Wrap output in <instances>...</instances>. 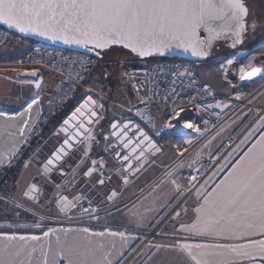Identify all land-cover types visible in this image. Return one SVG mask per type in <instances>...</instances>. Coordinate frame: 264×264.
<instances>
[{
    "label": "crops",
    "instance_id": "0c3cea01",
    "mask_svg": "<svg viewBox=\"0 0 264 264\" xmlns=\"http://www.w3.org/2000/svg\"><path fill=\"white\" fill-rule=\"evenodd\" d=\"M34 44V42L13 37L11 42L0 50V58L21 56ZM246 53V51L239 52L234 58L228 60V65L234 64L233 61L245 59L240 56L241 54L246 56ZM126 63L125 61L123 65V73L126 67L137 65L136 61L130 65ZM243 64L241 63V66ZM223 66L213 62L197 67L199 86L209 88V93L206 95L226 96L235 90L239 78L229 83L227 77L222 73ZM255 68L263 69L264 62ZM39 71L41 73V78L38 81L41 85L39 88L36 87V83L25 82L36 79L22 78L21 72L10 70L0 73V173L17 159L20 151L25 147L49 98V91H52L57 84V79L49 70ZM118 74L112 69L109 62L99 63L86 78L84 87L77 92L76 99H79L80 102L76 108L58 126L51 125L47 130V135L49 139L51 137V140L45 148L47 154L43 157L45 162L41 168L43 177L27 168L21 171L16 188L11 194L12 197L19 194L22 197V194L26 193L28 197L29 189L35 193L39 192L42 199H37L34 205L39 206L38 202L43 200L46 203L45 211H58L60 217L63 218L62 226L52 225L53 228L47 230L53 233L49 237H44L43 233L34 232L0 233V235H37L41 237L39 242H28L37 250L33 253V264H41V247L47 250L51 244L52 253L49 258L55 254L58 247L57 236L61 241L65 239V233L62 230L85 228L84 225L70 224L77 217L76 212L79 205L86 201L106 207L109 211L117 210V212L92 223L93 229L87 227L92 233L103 232V236H89L88 233L73 231L68 234L69 238L74 237L81 242L84 238L91 239L97 248L95 253L97 261H103L107 256L112 264H124L134 256L143 242L154 232L153 229L156 225L164 221L181 197V191L185 185V182L181 180V174L185 172L183 164L178 171L159 181L161 183L151 193L144 197L143 194L146 192V188L166 171L167 167L175 163L176 155L193 146L201 138L202 131L198 115L194 111H183L180 113L181 119L178 120L173 118L166 109L156 108L157 129L162 134L152 135L149 129L138 125L127 111V108L134 105L137 99L124 74L125 81L123 83L118 80ZM263 80H257L247 86L250 102L254 107H261L264 104V87L262 82H259ZM109 86H112L111 91L108 90ZM89 96L96 101V105H92L91 101H88ZM78 107L81 108V112L73 118V113ZM92 110L98 114L96 117L91 116ZM90 119L93 121L92 123H88ZM251 119V114L244 112L227 124L226 127L230 126L227 130L230 129L231 132L236 133L244 129ZM65 120H68L69 123L65 124ZM81 121L84 123L83 128L78 127ZM113 123L117 124L115 132L123 133L119 139L111 127ZM124 124H128L129 127L124 129ZM262 125L264 123L254 127L236 151L233 161L223 171H216L210 177L200 193L191 201L189 210L171 221L169 226H166L168 228L166 233L158 235L159 237L157 236L152 245L141 253L134 264H193L190 258L179 250L182 244L247 242L246 239L216 241L193 236L191 233L180 231V229L181 226L187 228L196 222L197 213L195 210L203 204L205 199L209 201L214 199L221 182L225 181V177L234 171L248 150L257 144L260 137L264 135V126ZM85 129L89 130L92 139H89V132H86ZM77 132L80 135H77ZM140 132H143L148 139L143 140L140 137ZM175 137L181 140L176 141ZM129 139V144L124 146L123 142ZM138 140L140 143L137 144ZM141 143L146 144L138 149V145ZM133 145H135V149L129 151ZM220 146L216 139L211 141L209 147L205 145V148L202 149H205L202 151L204 157L217 156L225 144L222 148ZM257 146L259 147V145ZM141 150H143L142 155L140 154ZM202 152L199 153V156L203 155ZM124 156H128V159L124 160ZM50 160L51 163H49ZM46 164L51 165V168L45 169ZM88 171H91V175L86 174ZM26 176L28 180L25 181ZM100 179L104 180L103 184L98 183ZM125 180L128 182L125 183ZM33 185H35L34 190ZM112 192H115L116 195L109 199ZM64 196L67 197V201H61L64 205L62 211L57 200ZM76 197H79L78 203ZM25 202L27 205L31 204L28 201ZM49 204H51L50 207ZM70 204H75V206L69 207ZM6 219L3 220L6 221ZM109 232L125 233L126 242L122 241L120 236L108 235ZM4 243V240H0V246ZM100 245H103V248H100ZM209 251L226 252L227 250ZM225 258L228 257H207L213 264ZM24 259L27 260V258ZM60 264H66V262L61 260ZM241 264H247V262L242 261Z\"/></svg>",
    "mask_w": 264,
    "mask_h": 264
},
{
    "label": "snow or ice",
    "instance_id": "6c2138e0",
    "mask_svg": "<svg viewBox=\"0 0 264 264\" xmlns=\"http://www.w3.org/2000/svg\"><path fill=\"white\" fill-rule=\"evenodd\" d=\"M248 14V9L242 0H0V25H5L9 29L18 30L20 33H31L90 51L106 50L113 45H120L140 57L153 54L164 55L173 49L190 51L193 56H205L208 54L206 49L211 47L212 41L209 39L205 42L200 39L201 29L210 34L215 32L217 37L222 32L229 33L235 37L234 47L243 42L242 36L247 27L245 18ZM225 19L227 23L218 28L216 22ZM252 27L254 30L255 22ZM245 68L251 69L246 76L243 75ZM239 71L242 79L255 76L257 69L253 59L248 58ZM124 74L127 75V73ZM27 75L35 77L36 80L25 82L36 83L37 88L41 86L38 82L40 78L35 71ZM172 83L175 84V81ZM136 90L140 91L139 88ZM175 91L173 88L172 92L175 93ZM87 99L92 105H96V101L92 100L91 96ZM99 106L102 107V105ZM215 106L221 107L219 104ZM80 112L81 108L78 107L73 113V118ZM97 115L95 110L91 111L92 117ZM172 115L173 118L181 119L180 112L176 110ZM92 122L91 119L88 121V123ZM64 123L68 124L69 121L65 120ZM78 127H84L83 121ZM111 127L119 139L123 133L115 132L117 124L113 123ZM128 127V124L123 125L124 129ZM85 131L89 132L88 129ZM77 135L80 133L77 132ZM140 137L143 140L148 139L143 132H140ZM92 138L89 132V139ZM129 142L130 139L125 140L124 146H127ZM138 143H140L139 140ZM134 149L135 145L129 151ZM140 154H143V150ZM123 159L127 160L128 156H124ZM51 162L50 160L49 163ZM86 174L91 175V171ZM98 183L103 184L104 180L100 179ZM32 188L34 190L35 185ZM218 189L213 200L205 199L203 204L195 210L196 222L187 228L181 226L180 231L216 241L246 239L247 242L185 243L179 250L184 252L193 264H213L207 259L209 256L228 257L217 261L216 264H241L242 261H246L247 264H264V135L248 150L241 163L228 177H225V181L221 182ZM115 195L116 193L112 192L109 199ZM61 201H67V197H60L57 200L63 211L64 205ZM76 202H79V197H76ZM16 206L19 207V205ZM74 206L75 204L69 205V207ZM85 211L88 209L85 208ZM179 214V212L175 213L176 216ZM89 215L91 216V212ZM17 227H25V225H17ZM31 227L40 228L42 225L37 222ZM62 231L65 233V239L61 241L57 236L58 247L51 258H49L52 253L51 244L47 250L41 247V264H60L61 260L66 264H112L107 256L103 261L95 259L97 248L91 239L84 238L81 242L79 239L68 236L73 231L88 233L89 236H103V232L92 233L87 227ZM52 234L51 231L43 233L44 237ZM108 235L120 236L125 242L127 239L123 232H109ZM0 240L5 241L0 246V264H33V253L37 250L28 242H39L41 237L0 235ZM99 247L103 248V245Z\"/></svg>",
    "mask_w": 264,
    "mask_h": 264
},
{
    "label": "built area",
    "instance_id": "2783aa9c",
    "mask_svg": "<svg viewBox=\"0 0 264 264\" xmlns=\"http://www.w3.org/2000/svg\"><path fill=\"white\" fill-rule=\"evenodd\" d=\"M12 38L13 35L0 26V50L7 46ZM248 58H252L253 64L256 66L261 60H264V55L254 54ZM248 58H245L244 64ZM3 64L0 63V68L13 66L21 73L46 69L57 79V84L52 89L26 142V147L32 139L43 143L46 141L48 126L68 103L76 98L77 92L84 87L86 78L98 66L99 61L86 54L35 43L31 49L16 59L14 64ZM236 66L231 65L226 70L229 77L234 75ZM249 71L251 69L248 68L243 75L246 76ZM124 73V77L129 81L137 99L134 105L127 108V111L138 125L149 129L154 136L162 134L157 129L156 108L166 109L171 115L174 110L180 113L194 111L199 117V124L203 130L201 136L203 141L210 139L221 128L244 112L251 114L252 117L244 129L227 137L221 156L214 159L206 158L197 166L181 174V180L185 182V185L178 203L160 224L159 229L149 235L144 247L158 235L161 228L169 223L175 213L181 214L189 210L191 201L200 193L210 177L226 160L231 161L243 144L242 141H245L254 127L264 123V104L261 107H254L251 104L249 90L244 84L247 79H242V74L239 76V82L235 85V90L229 95H206L209 93V88L199 86L197 66L187 61L167 59L142 61L138 65L126 67ZM181 73L183 75H180ZM262 75H264V68L257 70L256 75L248 79L255 80ZM172 81H175V84ZM137 88L140 89L139 92H137ZM173 88L176 90L175 93L172 92ZM218 104L221 107L215 106ZM175 165L167 167L165 172L171 170ZM85 208L88 211H85ZM89 212H91V216ZM116 212L117 210L109 211L106 207L86 201L79 205L77 216L80 217H76L72 223L87 225L84 223L90 222L88 224H92Z\"/></svg>",
    "mask_w": 264,
    "mask_h": 264
},
{
    "label": "rangeland",
    "instance_id": "374dc122",
    "mask_svg": "<svg viewBox=\"0 0 264 264\" xmlns=\"http://www.w3.org/2000/svg\"><path fill=\"white\" fill-rule=\"evenodd\" d=\"M247 2L249 4L251 10H250V17L248 20L246 41L244 42L242 49H241V51H246L247 53H246V56H245V54H241L240 58L241 57L242 58H248L249 55L251 56L254 54L264 55V0H247ZM253 22H255V24H256V27L254 30L252 27ZM13 37H15V36H13ZM241 51H239V52H241ZM21 56H18L16 58L12 57V56H4V57H2V59L0 58V63H2V64L4 63L3 65L14 64L15 60ZM244 60L245 59L233 61L232 63H234V64H230V65H228L229 64L228 60L217 62L218 64H222V66H223V64H225L223 66L222 73L224 74V76L227 77L229 83H232V81L238 79L239 76L241 75V72L239 71V69L242 67L241 63L243 64ZM105 61L109 62L112 65V69L115 72L119 73L117 75V78L122 83H123V81H125L123 74H122L123 73L122 69H123V65H124L125 61L127 62L126 64L129 63V65L134 61H136L137 65L139 64L133 55H131L130 53H128L124 50H121V49H114V50L110 51L109 53H107L105 56ZM263 62H264V60H261L259 64L261 65V63H263ZM203 64H195V65L198 67V66H201ZM231 65H237V66H236V70H235L234 75L232 77H229L226 73V70ZM254 66H255V64H254ZM258 66L259 65H256L255 67L258 68ZM10 70L19 72V69H17L16 67L3 66L0 68V73H4V72L10 71ZM247 70H248V68H245L244 72ZM260 79H264V75H262L261 77H259L258 79H255V80L247 79L246 81H244V84L247 87L250 85V83H253V82L260 80ZM259 82H262V85L264 87V80L259 81ZM108 90L111 91L112 86H109ZM50 93H51V91H49L48 94H50ZM225 127L221 128L220 131L215 133L210 139L203 141V139L200 138L195 142V144L193 146L189 147L188 149H186L185 151H183L179 155H176L177 157L174 159L175 163L173 165H175L176 163L177 164L171 170L162 173V175L158 179H156L154 183H152L150 186H148L146 188V192L143 194V197L148 195L149 193H151L152 190L156 189L158 187V185L161 183L159 181H161L163 178H166L167 176L171 175L172 173H175L176 171H178L181 167V164H183L184 170L187 171L190 168H193V167L197 166L199 163L203 162V160L206 158L204 157V152H202V151H205V149L204 150H202V149L205 148V145L207 147H209V144H211V141H214L216 139V141H219V143L221 145L220 147L222 148L226 142L227 137L233 133L230 131V129L227 130V128H230V126L226 127V129H225ZM201 131L203 134L202 129H201ZM46 138L47 139L44 143L38 142L37 140L32 139L30 141V143L28 144V146H26L27 148L31 149L30 150L31 153L29 155V158L24 163L22 171H23V169L27 168V169H30L31 171H33V173H39V175H41L43 177V175H42L43 173H41L42 165H43V163H45L43 160V157L47 154L45 151V148H46V146L49 145L50 140H51V137L49 139L47 134H46ZM178 139L179 138L175 137L176 141H178ZM180 140L181 139H179V141ZM34 141H37V142H34ZM201 152L203 153V155L199 156L200 155L199 153H201ZM223 152H224V150L222 149L221 152L217 156L210 157V158L211 159L217 158L218 156H221L223 154ZM232 159H231V161L229 159L226 160L222 164V166H220V168L217 171H219V172L223 171L233 161ZM47 167H48V169H50L51 165L46 164V167H44V168L46 169ZM35 177H37L36 174H35ZM35 177H34V179H35ZM26 180H28L27 176L25 178V181ZM32 183H33V180H32ZM24 192H25V190H24ZM28 192H29L28 197L26 196V194H22V197H21V194L15 195L12 197V195H11L12 193H10V194L0 193V207H3L4 210H9V211L13 212L12 217L8 219L9 221L8 220L0 221L1 231L2 230H4V231L24 230L26 232L36 233L38 231L46 229L47 226H52V225L62 226L63 225L62 224L63 218L60 217V213L58 211H54V210L45 211L44 205L46 203H44L43 200H40L38 202V204H40L39 206L34 205V202H37V199H39V198L42 199L40 197L39 192L35 193L31 189H29ZM25 201H28L31 204L27 205ZM16 205H19V207H17ZM50 205L51 204H49V207H50ZM169 213H168V215H169ZM2 214H6V212H3ZM180 215L181 214H179V216ZM4 216L5 215H2V217H4ZM76 216H77V212H76ZM77 217H80V216H77ZM176 217H178V216L175 215L174 217H172L171 220L169 221V223L171 221H173ZM37 222H39L42 225V227H40V228L31 227L33 224H35ZM88 223H90V222H86L84 224L89 225ZM169 223H167L163 228H161V230L158 232V235H163L166 233V231L168 229L167 227L169 226ZM81 224H83V223H71L70 225H81ZM10 225L12 227H9ZM17 225H25V227H17ZM159 226H160V223H158V225H156V227L153 229V231L159 229L158 228ZM147 239L143 242V244L135 252L134 256L130 260H127L124 264H134L135 261L137 260V258L141 255V253L143 251H146L152 245L154 239L149 244H146V246L143 247V245L146 243Z\"/></svg>",
    "mask_w": 264,
    "mask_h": 264
},
{
    "label": "water",
    "instance_id": "95a60500",
    "mask_svg": "<svg viewBox=\"0 0 264 264\" xmlns=\"http://www.w3.org/2000/svg\"><path fill=\"white\" fill-rule=\"evenodd\" d=\"M242 3L247 7L248 13H249L248 16L245 18V23H246L247 27H246L245 33L242 36L243 42L238 43L233 47V40L235 39V37L230 35L229 33L222 32V34L217 37L215 32L210 34L208 32H205L203 29H201L200 33H199L200 39L204 40L205 42H207L209 39H211V41H212L211 47L206 49V52L208 54L205 56H193L190 51L184 52L180 49H173L170 52H166L164 55L153 54L151 56L140 57V56L136 55L135 53H132L129 49H125L120 45H113L109 49H106V50L95 49V50L90 51L89 49L77 47L75 45H65L59 41L48 40V39H45L44 37L37 36V35L31 34V33H20L18 30L9 29L5 25H0V26L3 27L4 29H6L9 33L16 35L23 40H28V41L35 42V43H41V44L54 46V47H58V48L73 51V52L86 54V55L92 56L98 60L105 59L106 54L109 53L110 51L114 50V49H121V50H124V51L130 53L131 55H133L136 59H139L140 61H148V60H153V59H167V60L187 61V62H191L194 64H203V63H206L211 57H213L214 52L216 50V47L222 43H226L227 47L230 48L231 50H237L239 47L243 46L244 42L246 41L248 20L250 17V10L251 9H250V6H249L247 0H242ZM226 23H227L226 19L224 21H217L216 22L218 28L223 27V25ZM29 72H32V71L22 72L20 74V76L22 78L36 79L35 77H31V76L27 75ZM35 72L37 73V76L39 78H41L40 71H35ZM145 144L146 143L139 144L138 149H141Z\"/></svg>",
    "mask_w": 264,
    "mask_h": 264
},
{
    "label": "trees",
    "instance_id": "16d2710c",
    "mask_svg": "<svg viewBox=\"0 0 264 264\" xmlns=\"http://www.w3.org/2000/svg\"><path fill=\"white\" fill-rule=\"evenodd\" d=\"M15 37H18L14 34H12ZM20 38V37H18ZM28 41V40H26ZM242 47H239L237 50H231L230 48L227 47L226 43H222L219 46L216 47V50L214 52L213 57H211L206 63H213V62H219V61H227L231 58H234L235 55L241 51ZM139 63L142 62L139 59H136ZM153 60H157V59H153ZM99 63H104L105 59L103 60H98ZM194 64V63H193ZM79 99H74L72 101H70L68 103V105L63 109V111L51 122L50 126H48L47 130L51 127V125L54 126H58L67 116L68 114H70L74 108H76V106L79 103ZM47 130H46V134H47ZM34 146V145H33ZM31 149L24 147L17 159L15 161L12 162V164L4 169L1 173H0V193H4V194H10L12 193L15 188H16V184L19 180L22 168L24 166V163L26 162V160L29 158V155L31 153L30 151ZM10 184V185H9ZM9 185V186H8ZM3 212H6V214H2ZM2 215H5L4 217H2ZM13 215L12 211L9 210H4L3 207H0V221H2L3 219L8 220L9 218H11ZM9 221V220H8ZM83 226V225H81ZM84 227H89L91 229H93L94 227H92L91 224L89 225H84ZM51 228H53L52 226H48L46 227V229L38 231L36 233H44L47 230H50ZM0 233H30V232H26L24 230H17V231H4L0 229Z\"/></svg>",
    "mask_w": 264,
    "mask_h": 264
}]
</instances>
